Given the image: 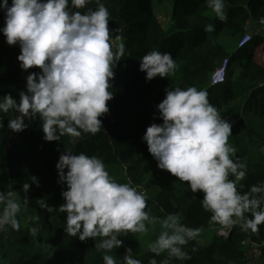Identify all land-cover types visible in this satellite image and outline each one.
I'll list each match as a JSON object with an SVG mask.
<instances>
[{"label": "trees", "instance_id": "1", "mask_svg": "<svg viewBox=\"0 0 264 264\" xmlns=\"http://www.w3.org/2000/svg\"><path fill=\"white\" fill-rule=\"evenodd\" d=\"M101 2L110 13L109 29H119L116 34L125 45V55L114 69L110 88L113 99L108 101L109 112L101 117V131L94 136L84 134L75 144L68 136L61 141L48 142L43 139L39 120H26L30 126L15 133L7 125L18 113L14 110L0 113L4 123V128L0 129V192L14 193V198L23 205L26 194L22 185L30 182L31 176L39 180V186L32 184L27 193V208L22 206L18 214L20 230L10 226L0 230V264H104L103 252L95 248L99 237L95 241L91 238L81 241L64 230L67 214L60 212L59 206L65 203L62 192L67 190V185L58 183L56 164L66 149L74 154L83 152L101 158L118 183L130 180L133 187L141 189H150L151 185V192L153 189L154 192L148 205L154 216L163 218L170 213L179 214L183 224L203 229L202 233H217L221 229L220 225L209 223L212 214L202 207L203 193H193L187 182L160 169L143 140L152 123H163L157 105L170 88L195 86L208 92L210 103L222 118L233 124L229 143L236 148L240 162L247 165L246 177L239 182L244 187L239 190L247 192L249 186L264 183V35L255 34L249 47L239 48L247 29H256L253 26L264 18V0H224L226 22L218 19L205 0ZM2 3L0 0V5ZM11 3L9 0V5ZM96 7L95 3L87 6L93 10ZM87 8L71 10L86 12ZM160 13L166 15L163 16L166 24L160 21L163 18ZM5 15L0 8V29L5 26ZM207 24H213L215 31L206 33L204 26ZM153 50L171 53L178 65L175 75L146 80V73L140 70V61ZM260 51L261 58H258ZM20 54L19 44L9 45L0 31V97L10 93L17 102L19 92L27 90V76L40 71L36 67L28 71L21 69ZM226 59L230 60L226 82L213 85V75ZM42 147L58 149L61 154L55 161H49L43 157ZM151 171L168 175L159 188L147 182ZM41 199L55 208L54 211L49 213L42 209ZM23 210L28 213L27 218ZM36 216L40 217L38 222ZM31 227H39L37 235H30ZM160 231L156 225L149 226L145 235H123L119 238L124 240V245L109 254L122 261L126 249L131 248L133 257L142 264H149L153 258L160 264L168 259L167 253L156 256L148 249ZM248 241L264 244V223L259 225L257 233L243 231L237 224L229 238L217 235L210 243H199L197 239L189 241L182 247L191 259L172 258L170 264H251ZM261 255L264 264V250Z\"/></svg>", "mask_w": 264, "mask_h": 264}, {"label": "clouds", "instance_id": "2", "mask_svg": "<svg viewBox=\"0 0 264 264\" xmlns=\"http://www.w3.org/2000/svg\"><path fill=\"white\" fill-rule=\"evenodd\" d=\"M205 2L221 22L227 21L224 0ZM93 3L97 6L94 10L87 8ZM0 8L6 13L0 31L9 45L19 44L20 68L40 69L27 76V90L19 92V102L10 93L0 97V113H18L9 120L8 129L20 133L30 126L26 120H39L45 141L68 136L73 144L84 134L100 132L101 117L109 112L108 101L113 99L114 69L125 55V45L116 34L119 29H109L110 13L105 4L101 0H12L9 5V0H3ZM85 8L86 12L71 10ZM204 31L211 33L215 26L207 24ZM177 69L171 53L153 50L140 61L148 81L175 75ZM208 95L195 86L167 89L157 105L163 123H152L143 140L160 169L187 182L193 193H203L201 203L212 214L210 224H218L222 230L240 224L243 231L257 233L264 223V183L249 186L247 192L239 190L244 187L239 182L246 177L247 165L240 162L236 148L229 143L233 124L222 118ZM56 168L58 183L67 185L62 192L65 203L59 206V211L67 214L64 230L81 241L99 237L95 248L103 252L104 264H142L131 248L126 249L122 261L109 253L124 245L119 237L145 235L149 226L156 225L161 231L148 249L156 256L167 253L168 259L160 264H170L172 258L191 259L182 246L196 240L203 229L188 227L176 213L163 218L151 215L147 194L130 183H118L101 158L66 149ZM32 184L39 186L36 176L22 185L26 194L23 205L14 193L0 192V230L9 226L20 230L17 217L22 206H28ZM39 203L49 213L55 209L43 199ZM38 232L39 227L29 229L32 236ZM149 264L158 262L153 258Z\"/></svg>", "mask_w": 264, "mask_h": 264}, {"label": "rangeland", "instance_id": "3", "mask_svg": "<svg viewBox=\"0 0 264 264\" xmlns=\"http://www.w3.org/2000/svg\"><path fill=\"white\" fill-rule=\"evenodd\" d=\"M160 16H166L164 13H160ZM160 21L164 24L167 23V20H166V17H163V18H160ZM119 43V42H118ZM258 58H261V51L258 52ZM247 121V120H246ZM42 154H43V157L49 161H55L56 160V156L60 155L61 154V151L58 150V149H51V148H47V147H42ZM167 171V170H166ZM154 174H157V176H154ZM154 176V177H153ZM167 174L165 173H162V172H155V171H151L149 174H148V180L147 182L149 183H152V186H157L158 188L160 187V185L166 180L167 178ZM174 182H176L175 179H173ZM128 183H130L132 185V183L130 182V180L128 181ZM140 188V187H139ZM144 188V189H143ZM142 190L147 194V197L148 199L150 200L149 197H151V193L154 192V189H153V192H151V189L153 187H151L150 185V189H148L147 187H143ZM162 189V188H161ZM150 202V201H149ZM148 207L150 208V206L148 205ZM151 215H154V212L153 213H150ZM23 215L25 216V218H27L28 216V213L26 211L23 210ZM215 236H217V233L215 231H207V232H203L201 233V235L197 238V241L199 243H210L214 238ZM249 250H251V256H252V261L251 264H262L263 261H261V255H259L257 252H256V248H255V244H252L248 247Z\"/></svg>", "mask_w": 264, "mask_h": 264}, {"label": "built area", "instance_id": "4", "mask_svg": "<svg viewBox=\"0 0 264 264\" xmlns=\"http://www.w3.org/2000/svg\"><path fill=\"white\" fill-rule=\"evenodd\" d=\"M262 21H264V18L260 19L257 22V24L255 26H253L256 29H253V30H251L250 28L247 29L248 30L247 33L244 35V37L240 41V44H239V48L240 49H246L247 47H249L250 44L253 41V37H254L255 34H263L264 35V22H262ZM229 69H230V60L226 59L223 62V64L221 65V67L214 73L213 78H212L213 85L224 84L226 82L227 77H228ZM221 76L223 77V80L220 79ZM136 188H137L138 191L144 192L141 188H139V187H136ZM232 229L231 230L219 229L217 231V235L220 236V237L227 238L232 233ZM225 233H227V234H225ZM246 245H247V247L252 245L251 241H248L246 243ZM255 248L257 249L256 252L259 255H261V251L264 250V244L255 245Z\"/></svg>", "mask_w": 264, "mask_h": 264}, {"label": "water", "instance_id": "5", "mask_svg": "<svg viewBox=\"0 0 264 264\" xmlns=\"http://www.w3.org/2000/svg\"><path fill=\"white\" fill-rule=\"evenodd\" d=\"M231 235V234H230ZM230 235L227 237V238H229L230 237Z\"/></svg>", "mask_w": 264, "mask_h": 264}]
</instances>
